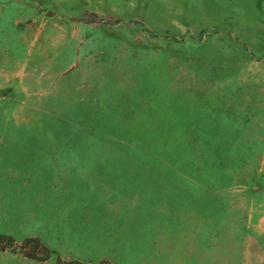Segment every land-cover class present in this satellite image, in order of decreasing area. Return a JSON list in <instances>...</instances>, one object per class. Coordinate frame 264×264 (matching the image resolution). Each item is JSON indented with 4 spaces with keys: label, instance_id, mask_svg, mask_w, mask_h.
Segmentation results:
<instances>
[{
    "label": "rangeland",
    "instance_id": "1",
    "mask_svg": "<svg viewBox=\"0 0 264 264\" xmlns=\"http://www.w3.org/2000/svg\"><path fill=\"white\" fill-rule=\"evenodd\" d=\"M0 264H264V0H0Z\"/></svg>",
    "mask_w": 264,
    "mask_h": 264
},
{
    "label": "trees",
    "instance_id": "2",
    "mask_svg": "<svg viewBox=\"0 0 264 264\" xmlns=\"http://www.w3.org/2000/svg\"><path fill=\"white\" fill-rule=\"evenodd\" d=\"M11 241H12V240H11ZM28 244H36L39 248H41V249H43V250H45V251L48 252V250H47L45 247H43V246L41 245V243H40L37 239H27V240L25 241V243L23 244V246L25 247V246H27ZM27 256H28V258H31V259H34V260H37V259H38V255L35 254V253H29Z\"/></svg>",
    "mask_w": 264,
    "mask_h": 264
}]
</instances>
